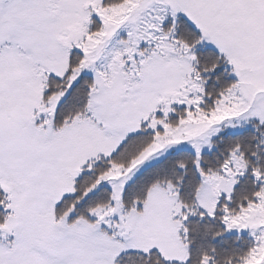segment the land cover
Instances as JSON below:
<instances>
[{
    "label": "snow or ice",
    "instance_id": "obj_1",
    "mask_svg": "<svg viewBox=\"0 0 264 264\" xmlns=\"http://www.w3.org/2000/svg\"><path fill=\"white\" fill-rule=\"evenodd\" d=\"M0 264H264V0H0Z\"/></svg>",
    "mask_w": 264,
    "mask_h": 264
}]
</instances>
